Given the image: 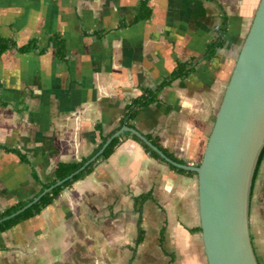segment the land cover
I'll return each mask as SVG.
<instances>
[{"label":"crops","instance_id":"1","mask_svg":"<svg viewBox=\"0 0 264 264\" xmlns=\"http://www.w3.org/2000/svg\"><path fill=\"white\" fill-rule=\"evenodd\" d=\"M140 1L0 0V37L16 42L0 55V211L40 192L33 170L48 181L58 162L91 156L130 98L221 37L213 57L174 79L133 121L178 158L201 162L260 0H218L224 11L211 0H149L151 15L136 21ZM32 40L35 47L19 49ZM145 193L136 245L135 197ZM249 223L264 264V158ZM198 227V176L170 169L126 137L39 214L0 232V264H208Z\"/></svg>","mask_w":264,"mask_h":264},{"label":"water","instance_id":"2","mask_svg":"<svg viewBox=\"0 0 264 264\" xmlns=\"http://www.w3.org/2000/svg\"><path fill=\"white\" fill-rule=\"evenodd\" d=\"M124 132L140 138L166 162L197 173L208 264H260L250 234L249 211L254 169L264 146V0L259 2L198 165L173 160L137 128L124 124L78 169L44 188L0 222L18 215L73 178Z\"/></svg>","mask_w":264,"mask_h":264},{"label":"trees","instance_id":"3","mask_svg":"<svg viewBox=\"0 0 264 264\" xmlns=\"http://www.w3.org/2000/svg\"><path fill=\"white\" fill-rule=\"evenodd\" d=\"M214 1L223 11H224V6L218 1V0H211ZM225 13V12H224ZM151 15V8L149 6V0H141L140 1V10L137 16L135 17V20L138 21L143 18H147ZM226 29V15L224 14V19H223V25L220 29L221 35L225 32ZM58 44H59V49L61 54H63V48L64 45L62 43V40L60 38L57 39ZM222 38L219 37L212 41L208 48L207 51L204 53L203 56H198L192 59L189 62H181L177 65V67L170 73L168 74L159 84H157L154 88L151 87H143L142 88V93L139 96L132 97L130 98L125 106V112L121 121V124L119 127H117L113 132L109 133L108 135H102L101 136V142L99 146L94 150L93 154L101 147V145L113 134L115 133L122 125L127 124L129 126L135 127L134 125V119L135 117L139 114V112L144 108L145 106L150 105L151 103H154L156 101H159L161 99V92L162 90L171 84V82L176 79V78H181V77H186L189 75L191 72L194 71L195 65L198 63L200 59L203 58H211L215 55L216 49L218 46L222 45ZM36 46L35 40H32L28 44H25L23 46H20L19 49L21 51H27L33 47ZM16 47V42L12 39L9 38H4L0 37V55L7 49ZM97 128L100 130V126L97 125ZM145 136L150 139L155 145H157L167 156L172 158L173 160L180 162V163H187L185 160L178 158L175 156L171 151H169L166 147H164L160 140L151 134H145ZM126 137H132L136 141H138L144 148V150L153 158L164 162L169 166L170 169L175 170L177 172L183 173V174H191V175H197L195 171L192 170H187L184 168H179L171 163L166 162L156 151H154L152 148H150L146 143H144L140 138H138L135 135H132L129 132H124L121 135L113 138L112 142L106 147L104 152L97 157V159L93 162H91L84 170L80 171L77 175H75L73 178L67 180L63 184L53 188L52 190L48 191L44 195L41 196V198L33 203L31 206H29L27 209L19 213L18 215H15L7 220H4L0 222V232L5 231L7 229H10L11 227L15 226L16 224L20 223L21 221L27 220L37 214H39L44 207L47 205L51 204L54 199L59 195V193L66 187L71 186L75 181L83 178L87 174H89L93 168L95 163L99 159H105L113 153L117 145ZM2 146L0 145V148ZM17 153H19L20 157L24 161H28L27 157L25 154H22L19 150H15ZM91 154V156L93 155ZM91 156L83 158L79 161H69V162H58L55 166L54 169V176L51 180L48 181H43L41 178L38 176L37 172L35 170L32 171V175L35 179V181L39 184H41V190L40 192L46 188L49 187L50 185L54 184L56 181L66 177L69 175L71 172L74 170L78 169L86 160H88ZM264 158V146L260 151L255 169H254V174L252 178V184H251V191H250V197L252 194V189L253 185L255 182V178L257 176L259 167L263 161ZM199 163H197L198 165ZM39 192V193H40ZM151 195L149 193L141 194L137 197H135V203L137 204L136 206V211L138 212V235L136 238V245L139 244L144 237V230L142 228V202L148 198H150ZM31 199V198H30ZM30 199H25L18 201L14 204H11L9 207L6 209L0 211V218L9 215L16 211L17 209L21 208L23 205H25ZM198 231H202L201 227L197 228ZM164 232V228L162 230ZM162 242V241H161Z\"/></svg>","mask_w":264,"mask_h":264}]
</instances>
